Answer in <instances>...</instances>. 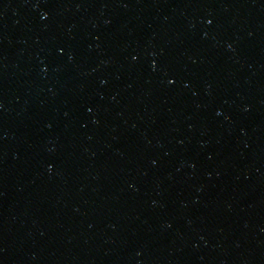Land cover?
Masks as SVG:
<instances>
[{
  "label": "water",
  "instance_id": "95a60500",
  "mask_svg": "<svg viewBox=\"0 0 264 264\" xmlns=\"http://www.w3.org/2000/svg\"><path fill=\"white\" fill-rule=\"evenodd\" d=\"M0 264H264V0H0Z\"/></svg>",
  "mask_w": 264,
  "mask_h": 264
},
{
  "label": "snow or ice",
  "instance_id": "6c2138e0",
  "mask_svg": "<svg viewBox=\"0 0 264 264\" xmlns=\"http://www.w3.org/2000/svg\"><path fill=\"white\" fill-rule=\"evenodd\" d=\"M171 83V81H169Z\"/></svg>",
  "mask_w": 264,
  "mask_h": 264
}]
</instances>
